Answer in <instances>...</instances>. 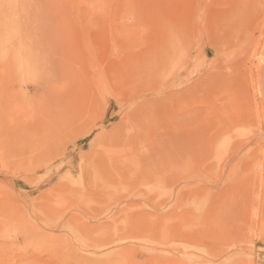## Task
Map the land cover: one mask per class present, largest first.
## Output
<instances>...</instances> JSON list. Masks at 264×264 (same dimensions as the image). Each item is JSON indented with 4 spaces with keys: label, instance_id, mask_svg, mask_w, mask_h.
Listing matches in <instances>:
<instances>
[{
    "label": "rangeland",
    "instance_id": "374dc122",
    "mask_svg": "<svg viewBox=\"0 0 264 264\" xmlns=\"http://www.w3.org/2000/svg\"><path fill=\"white\" fill-rule=\"evenodd\" d=\"M176 1L0 0V264H264V69L253 79L238 58L256 42L246 49L238 21L226 19L241 0ZM185 1L202 13L186 14ZM256 57L248 65L264 68V53ZM231 77L236 93L251 96L237 93L239 104L263 99L241 104L242 121H224ZM164 82L177 87L165 100L180 103L181 116L162 123ZM190 124L193 155L184 143L168 146L173 159L161 152V133L167 144L182 140Z\"/></svg>",
    "mask_w": 264,
    "mask_h": 264
},
{
    "label": "bare ground",
    "instance_id": "6f19581e",
    "mask_svg": "<svg viewBox=\"0 0 264 264\" xmlns=\"http://www.w3.org/2000/svg\"><path fill=\"white\" fill-rule=\"evenodd\" d=\"M162 1H163V0H162ZM188 1H189V0H188ZM188 1H187V2H188ZM194 1H196V0H194ZM207 1H208V0H207ZM215 1H216V0H215ZM215 1H214V2H215ZM234 1H235V0H234ZM236 1H237V0H236ZM176 2L178 3L179 0L176 1ZM176 2H174V3H176ZM190 2H191V1H190ZM208 2H209V1H208ZM211 2H212V1H211ZM228 2H230V0H229ZM232 2H233V1H232ZM232 2H231V3H232ZM174 3H172V4H174ZM177 3L175 4V6H177ZM191 3H192V2H191ZM191 3H190V4H191ZM197 3H198V2H197ZM218 3H219V2H218ZM234 3L236 4V2H234ZM234 3H233V5H234ZM179 4H180V3H179ZM179 4H178V5H179ZM186 4H188V5H186ZM190 4H189V3H186V1L184 2L185 7H188L187 10H186V8L184 9V10H186V11H185L186 14L188 13V9H189V8H190V9L192 8V4H191V6H190ZM200 4H201V3H200ZM205 4H206V7H207L208 3H205ZM227 4H228V3H227ZM184 5H183V6H184ZM211 5H212V4H211ZM214 5H215V4H214ZM214 5H213V6H214ZM236 5H237V4H236ZM239 5H240L239 8L236 7L237 10H235V9L232 10V9L230 8L232 11H231L230 13L228 12L229 14H228V16L226 17V19H227V20L229 19L228 21H231V22H232L234 19H236V21L234 20L235 22L238 21L237 23H238V27H239V29H240V30H238V31H240V35H239V32H238V35H239V36L237 37V40H238V41H241V42H244L245 44H248V46L246 45V49H247V47H248V48L250 47L249 44L253 43V41L256 42L255 44L253 43L254 45H251V47H252V46L254 47V46L256 45L255 48L252 47V48H253V49H252V48L250 47L252 50H251V49H248V50H251V51L245 50L246 52L244 51V54H243V53L238 54V58H240L239 61L243 62V64H245V66L247 67V69H245V70L248 71V74H249V73H251V74H252V73H254V74H259V72L262 71V70L264 69L263 66L260 65V64L255 65V64H251V63H252L253 59H254L256 56H258L260 53H264V0H241ZM171 6H172V5H171ZM173 6H174V5H173ZM175 6H174L175 10H177ZM181 6H182V5H181ZM181 6L179 5V7H181ZM189 6H190V7H189ZM193 6H194V5H193ZM218 6H219V5H218ZM234 6H235V5H234ZM177 7H178V6H177ZM196 7H197V5H196ZM204 7H205V5H204ZM206 7H205V8H206ZM165 8H167V6H166ZM172 8H173V7H172ZM199 8H201V7H199ZM210 8H211V6L209 7V9H210ZM233 8H234V7H233ZM179 9H180V8H178L177 12L179 11ZM182 9H183V8L181 7V10H182ZM190 9H189V11H190ZM192 9H193V8H192ZM194 9H195V6H194ZM194 9L191 10V11H194ZM197 9H198V7H197ZM197 9H195V10H197ZM209 9H208V10H209ZM214 9H215V8H214ZM214 9H213V10H214ZM225 9H226V8H225ZM171 10H172V9H171ZM171 10H170V11H171ZM198 10H199V13L201 14V13H202V12H201L202 10H201V11H200V9H198ZM204 10H205V9H204ZM213 10H211V11L213 12ZM218 10H219V9H218ZM218 10H217V11H218ZM223 10H224V9H223ZM223 10H222V11H223ZM166 11H167V9H166ZM166 11L164 10L163 13L168 14V15H169V14L171 15V13H170L169 10H168V13H167ZM211 11H208L209 14H212V13H210ZM225 11H227V9H226ZM174 12H175V11H174ZM174 12H172V14H174ZM177 12H176V13H177ZM181 12H184V11H183V10H182V11H179V13L181 14V16H182L183 14H185V13L182 14ZM196 12H197V11H195V13H196ZM215 12H216V11H215ZM219 12H220V10H219ZM179 13H178L177 15H179ZM191 13H192V12H191ZM217 13H218V12H217ZM217 13H216V14H217ZM222 13H223V12H222ZM186 14H185V15H186ZM197 14H198V13H197ZM226 14H227V12H226ZM226 14H224V15H226ZM174 15H176V14H174ZM177 15H176V16H177ZM193 15H194V14H193ZM206 15H208L207 12H206ZM166 16H167V15H166ZM166 16H164V17H166ZM179 16H180V15H179ZM179 16H177L178 19H179ZM188 16H190V15H188ZM191 16H192V15H191ZM198 16H199V15H198ZM215 16H217V15H215ZM167 17H168V16H167ZM177 17H176V18H177ZM193 17H194V16H193ZM193 17H192V18H193ZM203 17H206V16L203 15ZM221 17H222V16H221ZM169 18H170V17H169ZM172 18H173V15H172ZM180 18H181V17H180ZM183 18H184V17H182V19H183ZM192 18H190V19L192 20ZM195 18H197V20H195V21L200 20V19H199L200 16H199V18H198L197 16H196ZM201 18H202V17H201ZM207 18H208V19H207ZM207 18H206L207 20L211 19L210 16L207 17ZM166 19H167V20H166ZM173 19H175V18H173ZM173 19H172V20H173ZM178 19H175L174 22L176 23V20H178ZM182 19H181V21H182ZM185 19H186V18H184V20H185ZM188 19H189V18H188ZM190 19H189V20H190ZM213 19H214V18H212L211 20H213ZM232 19H233V20H232ZM184 20H183V21H184ZM214 20H215V19H214ZM219 20H220V19H219ZM227 20H226V21H227ZM165 21H168V18H165ZM165 21H164V22H165ZM217 21H218V20H217ZM217 21H216V23H217ZM223 21H224V20H223ZM234 21H233V23H232L233 25H234ZM259 21H260L263 25L259 24ZM162 22H163V20H162ZM177 22H179V21H177ZM188 22H189V21H188ZM199 22L201 23L202 21L200 20ZM206 22H207V21H206ZM206 22L204 21L203 25H204ZM210 22H212V21H210ZM218 22H219V21H218ZM231 22H230V23H231ZM186 23H187V22H186V20H185V22L182 23V24H186ZM192 23H195V22H193V20H192ZM207 23H208V25H207ZM207 23H206V25L209 26V22H207ZM220 23H221V21H220ZM161 24H162V26L164 25V23H161ZM179 24H180V22H179ZM182 24H181V25H182ZM187 24H188V23H187ZM211 24H212V23H211ZM213 24H214V23H213ZM217 24H218L217 27H219V26L221 25V24H219V23H217ZM192 25H193V24H192ZM192 25H190L191 30L188 31V32H189L188 35H190V32H191L192 34H193V32H194V30L192 31ZM195 25H196V24H195ZM203 25H202V26H203ZM258 25H261L262 29L259 30V31H260L259 36H258V37H255V36H257V35H256V33H257L256 29L258 28ZM178 26H179V25H178ZM178 26L176 25L175 27H178ZM185 26H187V27H185ZM204 26H205V25H204ZM231 26H232V25H231ZM231 26H230V28H232ZM234 26H235V25H234ZM234 26H233V27H234ZM163 27L166 28L165 25H164ZM183 27H184V28H187L186 31H184V32H187V30L190 29L189 25H184ZM183 27H182L181 29H183ZM194 27H195V26H194ZM194 27H193V28H194ZM223 27H224V26H223ZM235 27H236V26H235ZM167 28H168V27H167ZM179 28H180V27H179ZM219 28H220V27H219ZM210 29H211V28H210ZM212 29H214V27H213ZM226 29H228V31H229V35H230V33H231L230 30H231V29L229 30V27L226 28ZM226 29H225V30H226ZM236 29H238V28H235L234 30L237 31ZM258 29H259V28H258ZM163 30H165V29H163ZM163 30H162V33L165 34L166 30H165V32H164ZM176 30H177V29H176ZM184 30H185V29H184ZM201 30H202V29H201ZM216 30H217L216 27H215V30H211L209 36L212 35L211 37H215V33H216L215 31H216ZM221 30H223L222 25H221ZM178 31H180V30L178 29L176 34H178V33L180 34V32H178ZM182 31H183V30H182ZM205 31H206V29H205ZM217 31L220 32L219 29H218ZM231 31H232V30H231ZM259 31H258V32H259ZM175 32H176V31H175ZM200 32H201V31H200ZM206 32H207V31H206ZM224 32H225V31H223V33H224ZM226 32H227V31H226ZM171 33H173V32H171ZM181 33H182V32H181ZM203 33H205L204 30H203ZM163 34H162V35H163ZM166 34L169 35L168 32H167ZM166 34H165V36H166ZM231 34H232V33H231ZM182 35H183V34H182ZM188 35H187V36H188ZM207 35H208V34H207ZM224 35H225V33H224ZM226 35H227V34H226ZM226 35H225V36H226ZM165 36H164V38H165ZM177 36H179V35H177ZM167 37H168V36H166V38H165L166 40H167ZM180 37H181V34H180ZM184 37H185V36H184ZM194 37H195V35H194ZM228 37H229V36H228ZM162 38H163V37L161 36V41H162ZM185 38H186V41H188V40H187L188 38H187V37H185ZM191 38L193 39V37H191V35H190V39H191ZM197 38H198V37H197ZM254 38H255V39H254ZM168 39H170V38H168ZM195 39H196V38H195ZM226 39H227V38H226ZM178 40H179V38H178ZM181 40L183 41L182 37H181ZM209 40H210V39H209ZM163 41H164V40H163ZM167 41H168V40H167ZM169 41H170V40H169ZM171 41H172V40H171ZM192 41H193V40H192ZM214 41L216 42V40H214ZM214 41H213V42H214ZM221 41H222V40H221ZM221 41H220V42H221ZM226 41H228V40H226ZM249 41H251V42L248 43ZM176 42H177V41H176ZM183 42H184V41H183ZM203 42H205V41H203ZM203 42H202V45H203ZM220 42H218V43L221 44L223 41H222L221 43H220ZM232 42H233V41H232ZM161 43H163V42H161ZM166 43H167V42H165V44H166ZM179 43H180V41H179ZM211 43H212V42H211ZM229 43H230V42H228V44H229ZM169 44H170V43H169ZM173 44H174V43H173ZM184 44H185V43H184ZM188 44H189V43H188ZM204 44H205V43H204ZM219 44H218V46H219ZM222 44H223V43H222ZM224 44H227V43L224 42ZM234 44H235V43H234ZM163 45H164V44H161V47H164ZM186 45H187V43H186ZM189 45H190V44H189ZM199 45H200V43H199ZM212 45H213V43H212ZM214 45H215V43H214ZM214 45H213L212 47H215ZM230 45H232V44H230ZM173 46H176V44L173 45ZM206 46H207V45H206ZM208 46H209V45H208ZM210 46H211V45H210ZM222 46H225V45H222ZM239 46H241L240 48H242V44H240ZM161 47H160V48H161ZM204 47H205V45H204ZM228 47H229V46H228ZM234 47H235V46H234ZM236 47H237V46H236ZM243 47L245 48V46H243ZM170 48H171V47H170ZM188 48H189V47H188ZM188 48H187V50H188ZM190 48H191V47H190ZM198 48H199V47H198ZM231 48H233V47H231ZM172 49H173V48H172ZM176 49H178V48L175 47V49H173L172 51H174V50H176ZM180 49H181V48H180ZM213 49H214V48H213ZM220 49H221V48H220ZM223 49H224V48H223ZM228 49L230 50V47H229ZM228 49H227V50H228ZM238 49H239V47H238ZM238 49H237V50H238ZM185 50H186V49H185ZM203 50H204V49H203ZM217 50H218V48H217ZM217 50H216V51H217ZM221 50H222V49H221ZM232 50H234V52L236 51L235 48H233ZM232 50H230V51H232ZM240 50H243V48L240 49ZM179 51H180V50H179ZM164 52H165V51H164ZM180 52H181V51H180ZM183 52H184V51H183ZM187 52H188V51L185 52L186 55H187ZM202 52H204V51H202ZM218 52H219V51H218ZM160 53H162V52H160ZM177 53H178V51L176 50V53H175V54H177ZM221 53H222V52H220V54H221ZM224 53H225V54H224ZM224 53H223V55H225L224 57H226V58H227V57H230V56H227L226 51H225ZM172 54H173V53H172ZM191 54H192V52H191ZM199 54H202V53H200V51H199ZM230 54H231V56H232V54H234L233 51H232V53H228V55H230ZM168 55H169V54H168ZM203 55H204V54H203ZM205 55H206V54H205ZM218 55H219V54H218ZM218 55H217V56H218ZM234 55H236V53H235ZM244 55H245V56H244ZM169 56H170V55H169ZM171 56H173V55H171ZM190 56H191V55H190ZM219 56H220V55H219ZM242 56H244V58H243ZM180 57H181V56H180ZM205 57H206V56H205ZM207 57H208V56H207ZM214 57H215V56H214ZM224 57H223V58H224ZM232 57H234V56H232ZM163 58H166V57H163ZM191 58H192V57H191ZM200 58H201V56H200ZM215 58H216L215 61H217V57H215ZM221 58H222V56H221ZM223 58H222V59H223ZM230 58H231V57H230ZM238 58H237V59H238ZM263 58H264V57H263ZM170 59H171V58H170ZM177 59H178V58H177ZM177 59H176V60H177ZM201 59H203V58H201ZM227 59L229 60V58H227ZM227 59H226V60H227ZM256 59H258V57H256ZM162 60H164V59H161V61H162ZM189 60H191V59H189ZM192 60H193V58H192ZM197 60H198V59H197ZM247 60L251 61V63L249 62L250 65H248ZM258 60L261 62V60H263V59L260 58V59H258ZM213 61H214V60H213ZM213 61H212V62H213ZM215 61H214V65H215ZM190 62H191V61H190ZM190 62H189V63H190ZM212 62H211V63H212ZM231 62H232V61H231ZM236 62H237V61H236ZM236 62H235V63H236ZM253 62H254V61H253ZM191 63L193 64V62H191ZM237 63H238V62H237ZM184 64H185V63H184ZM212 64H213V63H212ZM212 64H211V65H212ZM218 64H219V66H220L221 63L218 62ZM218 64H217V65H218ZM233 64H234V63H233ZM217 65H215V66H217ZM221 65H222V64H221ZM223 65H224V64H223ZM247 65H248V66H247ZM180 66H181V64H180ZM185 66H187V64H186ZM189 66H190V64H189ZM212 66H213V65H212ZM226 66H227V65H226ZM230 66L232 67V64H231ZM181 67H182V66H181ZM200 67H201V66H200ZM222 67H223V66H222ZM237 67H238V66H237ZM182 68H183V67H182ZM189 68H190V67H189ZM191 68H192V67H191ZM194 68H196V67H194ZM205 68H206V67H205ZM234 68H235V67H234ZM186 69H188V68L186 67ZM203 69H204V68H203ZM210 69H211V68H210ZM226 69H227V68H226ZM226 69H225V70H226ZM236 69H237V68H236ZM239 69H240V68H239ZM178 70H179V69H178ZM183 70H184V69H183ZM194 70H195V69H194ZM223 70H224V69L222 68V71H223ZM241 70H243V69H241ZM241 70H240V71H241ZM179 71H180V70H179ZM191 71H192V70H191ZM200 71H201V70H200ZM206 71H207V70H206ZM210 71H211V70H209L208 73L205 72V71H204V72L207 74L208 77H209V76H210V77H213L214 74H215V71H213V70H212L211 72H210ZM174 72L176 73L175 70H174ZM185 72H186V71H185ZM233 72H234V71H233ZM233 72H232V73H233ZM235 72H236V71H235ZM235 72H234V74H235ZM243 72H245V71H243ZM175 73H174V74H175ZM177 73H178V72H177ZM200 73H201V72H200ZM200 73H199V75H201ZM220 73H221L220 77H221V76L224 77V76H223L224 73H223V74H222V72H220ZM220 73H219V74H220ZM225 73H226V72H225ZM230 73H231V72H230ZM245 73H246V72H245ZM245 73H244V74H245ZM180 74H182V72H181ZM216 74H217V73H216ZM184 75H186V74H184ZM199 75H198V76H199ZM226 75H227V73H226ZM228 75H230V74H228ZM235 75H237V74H235ZM241 75H242V74H241ZM246 75H247V74H245V76H246ZM188 76H189V75H188ZM201 76H202V75H201ZM201 76H200V77H201ZM230 76H231V75H230ZM232 76H233V75H232ZM237 76H238V75H237ZM237 76H236V77H237ZM249 76H250V75H249ZM253 76H254V75L252 74V78L254 79L255 77H253ZM257 76H258V75H257ZM217 77L220 79L219 76H215L216 79H217ZM222 77H221V78H222ZM233 77H235V76H233ZM236 77H235V78H236ZM238 77H239V76H238ZM240 77H241V76H240ZM246 77H247V76H246ZM246 77H245V78H246ZM190 78H191V77H190ZM192 78H193V76H192ZM203 78H205V77L203 76ZM231 78H232V77H231ZM235 78H234V79L232 78V80H233L234 82H235V81L237 82V80H239V79H235ZM241 78H243V77H241ZM241 78H240V79H241ZM249 78H250V77H249ZM252 78H251L250 80L253 81ZM257 78H258V77H257ZM184 79H185V78H184ZM188 79H189V78H188ZM206 79H207V77H206ZM206 79L204 80V83L207 82ZM213 79H214V78H213ZM219 79L215 80V81H218L219 86H222V85H224V86H225V85L230 86V84H227V83H228V82H227L228 80L226 81V79L224 80V78H223V81H220ZM164 80H166V78H165ZM182 80H183V79H182ZM195 80H196V79H195ZM209 80H211V79H209ZM221 80H222V79H221ZM255 80H257V79H255ZM162 81H163V80H162ZM189 81H190V80H189ZM196 81H197V80H196ZM224 81L226 82V84H225ZM240 81L242 82V80H240ZM248 81H249V80H248ZM252 81H251V82H252ZM179 82H180V81H179ZM183 82H184V81H183ZM190 82H192V80H191ZM190 82H189V83H190ZM197 82H198V81H197ZM209 82H210V81H209ZM219 82H222V83H219ZM230 82H231V81H230ZM236 82H235V83H236ZM251 82L249 81V84H252ZM261 82H262V81H261ZM162 83H163V82H162ZM164 83H165V82H164ZM176 83H177V82H176ZM186 83H187V82H186ZM189 83H188V84H189ZM195 83H196V82H195ZM223 83H224V84H223ZM232 83H233V82H232ZM235 83H234L233 85L231 84V85L234 87V89H236V88H235L236 86H240V85L238 84V82H237L236 84H235ZM253 83H254V82H253ZM256 83H257V82H255V84H256ZM258 83H260V82H258ZM183 84H184V83H183ZM193 84H194V83H193ZM197 84L199 85V83H197ZM206 84H208V83H206ZM209 84H210V83H209ZM213 84H214V81H213ZM220 84H222V85H220ZM237 84H238V85H237ZM240 84L242 85L243 83H240ZM260 84H261V83H260ZM165 85H166V86H165ZM177 85H178V83H177ZM185 85H186V84H185ZM185 85H184V87H188V86H185ZM190 85L193 86L192 84H190ZM198 85H197V87H198ZM211 85H212V84H211ZM245 85H247V84H245ZM261 85H262V84H261ZM163 86H164V87H163ZM163 86L161 87V88H162V89H161V90H162V91H161V92H162L161 95L163 96V97H162V100H163V101L160 99L161 103L159 102V103L161 104V106H160V113H161V115H160V120H161L162 123L165 121L166 117H168V118H169V117H170V118H174V117H175V118H176V116H178L179 113H180L179 109L177 108L178 105H179L180 103H178V105H176L177 107L174 105V107H175V108H174V107H172V106L169 105V102H168V104H167L166 100H168V99H167L168 97H167V98L165 97V93H167V92H168V93H169V92L172 93L174 87H175V88H177V87L175 86V84H174L173 82H171V83H167V82H166ZM178 86H179V85H178ZM180 86H181V85H180ZM180 86H179V87H180ZM219 86L217 85L218 88H220ZM227 86H226V87H227ZM252 86H253V84H252ZM255 86L257 87V85H255ZM167 87H168V88H167ZM179 87H178V89H179ZM181 87H182V86H181ZM184 87H183V88H184ZM194 87H195V86H193L192 89H193ZM206 87H207V86H206ZM208 87H209V85H208ZM226 87H225V90H227ZM242 87H244V86H242ZM246 87H247V86H246ZM250 87H251V85H250ZM258 87H259V86H258ZM262 87H263V85H262ZM262 87H261V88H262ZM183 88H180V90H178V92H180L181 90L184 91ZM212 88L214 89V87H212ZM215 88H216V85H215ZM223 88H224V87H223ZM227 88L230 89V87H227ZM261 88H259V89L261 90ZM186 89H187V88H186ZM190 89H191V88H190ZM192 89H191V90H192ZM209 89H210V88H209ZM213 89H211V90H213ZM242 89H243V88H242ZM187 90H188V89H187ZM202 90H203V88H202ZM221 90H222V88H221ZM232 90H233V89H232ZM237 90H238V89L233 90V91H231V90H227V92H230V91H231L230 94L228 93L229 96H227L228 94L224 93V94H226V95H224V96H227V100H226V97H225V99L223 98L224 101H227V102H225V105H224V108H225V110H226V112L224 113V121H225V119L227 120V119L230 118V116H229L230 113L235 115V117H233V118H234L233 120H236V121H242V120H244V115H242L241 112H240V114H239V111H240V109H241V106H243V105H241V104L244 103V104L248 105V104H250V101H251L252 99H254L253 96H252L253 98L251 99V98H250L251 96L248 94L250 97H248V98H242V99H246V100H245L246 102H243L244 100H242V103L239 104V103L237 102V101H238L237 99H238L239 97H240V99H241V96H240L241 94H240V95H238V94H239L240 92L243 93L245 89H244L243 91H242V90H239L240 92H239V93L237 92L238 94L235 92V91H237ZM175 91H176V89H175ZM175 91H174V92H175ZM195 91H196V90H195ZM186 92H187V91H186ZM188 92H190V90H189ZM196 92H197V91H196ZM196 92H193V93H196ZM202 92H203V91H202ZM212 92H215V91H212ZM245 92H247V91H245ZM248 92H249V91H248ZM248 92H247V93H248ZM183 93H184V92H183ZM193 93H192V94H193ZM222 93H223V92H222ZM249 93H250V92H249ZM259 93H260V92H259ZM184 94H187V93H184ZM184 94H183V95H184ZM219 94H220V93H219ZM250 94H251V93H250ZM169 95H170V94H169ZM171 95H172V94H171ZM177 95H178V94H177ZM179 95H180V94H179ZM179 95H178V96H179ZM193 95H194V94H193ZM193 95L191 96L192 98L190 97L191 99H193ZM242 95L245 96L246 94L243 93ZM248 95H246V96H248ZM184 96H185V95H184ZM184 96H183V97H184ZM194 96H195V95H194ZM197 96H200V95H197ZM197 96H196V100H198V99H197ZM217 96H218V94H217ZM219 96H220V95H219ZM222 96H223V95H222ZM224 96H223V97H224ZM244 96H243V97H244ZM169 97H170V96H169ZM257 97L259 98L260 96H257ZM165 98H166V100H165ZM171 98H172V96H171ZM179 98H180V100H181L182 96H181V95H180V97H177V96H176V99L179 100ZM190 98H187V99H190ZM199 98H200V97H199ZM215 98H216V97H215ZM217 98H218V97H217ZM173 99H175V98H173ZM191 99H190V100H191ZM203 99H204V98H203ZM205 99H206V98H205ZM240 99H239V100H240ZM259 99H260V98H259ZM169 100H170V98H169ZM196 100H195V101H196ZM199 100L202 101V99H199ZM181 101H182V100H181ZM183 101L185 102V99H184ZM221 101H222V100H221ZM224 101H223V102H224ZM240 101H241V100H240ZM252 101H254L255 103H257V105H260V103L263 102V99L258 100L257 98H255V100H252ZM172 102H174V100H172ZM178 102H179V101H178ZM188 102H189V101H188ZM190 102H192V101H190ZM190 102H189V103H190ZM198 102H199L200 104H203V103H204V102H200V101H198ZM205 102H206V101H205ZM182 103H183V102H181V104H182ZM247 103H248V104H247ZM170 104H172V103L170 102ZM197 104H198V103H196V105L194 104L195 106L192 105V104H190V107H191V105H192L191 108H194V109L197 108V109H199L200 104H199V105H197ZM205 104H208V103H205ZM182 105H183V104H182ZM238 105H239V106H238ZM253 105H255V104H253ZM183 106H184V105H183ZM183 106H182V107H183ZM193 106H194V107H193ZM197 106H199V107H197ZM219 106H220V105H219ZM260 106H261V105H260ZM188 107H189V106H188ZM188 107H187V109H188ZM195 107H196V108H195ZM248 107H250V105H249ZM254 107H255V106H254ZM176 108H177L178 110H176ZM185 108H186V102H185ZM257 108H258V107H257ZM181 109H183V108H181ZM189 109H190V108H189ZM200 109H201V107H200ZM200 109H199V110H200ZM186 111H188V113L190 112L189 110H184V109H183V113H184V114L186 113V115H188ZM192 111H193V110H192ZM175 112H176V113H175ZM178 112H179V113H178ZM196 112H197V111H196ZM141 114H142V113H141ZM190 114H191V113H190ZM193 114H194V113H193ZM234 115H233V116H234ZM179 116H181V113H180ZM179 116H178V117H179ZM182 116H184V115H182ZM185 117H186V116H185ZM187 117H188L189 120L191 121V119H190L191 117H190V116H187ZM195 117H196V116H195ZM197 117H198V116H197ZM168 118H167V119H168ZM188 118H187V119H188ZM198 118H199V117H198ZM235 118H238V119H235ZM194 119H195V118H193V120H194ZM230 119H231V118H230ZM230 119H229V120H230ZM168 120H169V119H168ZM168 120H167V121H168ZM189 120H185V119L183 118V121H184L186 124H187L188 122L190 123ZM197 120H198V119H197ZM171 121H172V120H171ZM171 121H169V123H170ZM231 121H232V120H231ZM196 122H198V121H196ZM175 123H176V122H175ZM199 123H200V120H199ZM167 125H169V124L167 123ZM167 125H165V126H167ZM191 125H192V124H190V125H189L190 127H188V128L186 129V131H185V133H184V134H186V135L184 136V138H182V140H181V139H178L179 137L181 138V136H182V135L180 134V136H179L178 138L174 139V142L171 141V143L169 142V144H167V143H168V142H167L168 140L163 139V135H165V133L163 132V133H164L163 135H162V133H161V135H159V138L161 139L160 142H159V144H160V148H159V149H161V152L166 150V152H164V153H166V154L169 153V154H170V153L172 152V150H174L175 148L177 149V147H178V145H179L180 143H184V145H185V144L187 145V149H188V150L185 149V150H186L185 153L189 152V153H191V154L193 155L192 151H195V150H196V149L194 150V148H195V146H197V145H195V146L192 145V140L194 139V138H193L194 135H193V132H192V129H191ZM196 125H197V124H196ZM199 125H200V124H199ZM230 125H231V122H229V124H228L227 126L225 125L226 127L223 126L222 130H220V131H221L220 134H221V133H222V134L227 133L228 130L230 129ZM161 127H162V128H161ZM161 127H160V128H161L162 131H164L163 129H165V131H166V128H167L168 126L165 127V128H163V126H161ZM186 127H187V125H186L184 128H186ZM197 127L199 128V126H197ZM175 128H176V126H175ZM169 129H172V128H169ZM173 129H174V126H173ZM196 129H197V128H196ZM167 130H168V128H167ZM194 131H195V130H194ZM166 132H167V131H166ZM170 132H171V131H170ZM172 133H173V132H172ZM172 133H171V134H172ZM174 133H175V132H174ZM174 133H173V134H174ZM177 133H178V132H176V134H177ZM145 134H147V133H145ZM177 135H178V134H177ZM217 135H218V134H215V136H214L213 138H216ZM174 136H175V135H174ZM195 136H196V135H195ZM172 138H173V137H172ZM195 138H196V137H195ZM110 139H111V142H113V141H116V140L119 139V138H118V137H112V138H110ZM133 139H134V137H133L132 139L129 140V144H128V145H129V148H132L133 145L136 146V142H135ZM179 140H180V141H179ZM163 142H164V143H163ZM197 142H198V141H197ZM194 143H195V142H194ZM168 146H172V150H171V148L168 149V148H169ZM178 148H179V147H178ZM196 148H197V147H196ZM180 149H181V148H180ZM109 150H110V149H109ZM170 150H171V151H170ZM176 151H177V150H176ZM178 152H179V151H178ZM180 152H181V151H180ZM196 152H197V151H196ZM107 153H108V152H107ZM174 153H176V152H172V153L170 154V156L172 155L171 158L173 157ZM178 154H179V153H178ZM108 155H109V154H108ZM108 155H106V157H107V158H108V157L110 158V156H108ZM167 155H168V154H167ZM181 155H182V154H181ZM181 155H180V156H181ZM185 155H186V154H185ZM187 155H189V154H187ZM103 156H104V155H103ZM163 156H164V155H163V153H162L161 160H160L161 165L163 164L164 159L166 160V162H167V160L169 159V158H168L169 156H167L166 158H164L165 156H164V157H163ZM104 157H105V156H104ZM106 157H105V158H106ZM115 157H116V156H115ZM115 157H114V158L112 157V158L115 160ZM123 157H124V156H123ZM178 157H179V155H178ZM100 158H103V157L101 156ZM105 158H103L102 160H104ZM109 158H108V160H104V161H108V162H109V164H108L109 166H111V167H116V164H117L118 162H117L116 160H115V161H114V160H109ZM116 159H118V158L116 157ZM172 159H173V158H172ZM174 159H175V157H174ZM179 159H180V158H179ZM168 161H169V160H168ZM175 161L178 162L177 160H175ZM175 161H173V162H175ZM173 162H172V163H173ZM176 162H175V163H176ZM164 163H165V162H164ZM175 163H174V164H175ZM165 164H166V163H165ZM167 164H168V163H167ZM168 165H170V164H168ZM168 165H167V167H168ZM162 166H163V165H162ZM165 166H166V165H164V167H165ZM162 168H163V167H162ZM169 168H170V166H169ZM164 170H165V168H164ZM167 170H168V168H167ZM262 170H263V168H262ZM263 178H264V177H263ZM108 179H109V178H108ZM218 205H219V207H222V205H224V202L221 203V201H220V203H219ZM217 207H218V206H217ZM216 230H217V229H216ZM218 231H219L220 233H222L221 230H218ZM191 233H193V232H191ZM177 234H178V233H177ZM182 234H183V233H182ZM182 234H181V235H182ZM189 234H190V233H189ZM193 235H194V234H193ZM204 235L206 236V234H204ZM204 235H203V236H204ZM167 236H168V235H167ZM184 236H185V235H184ZM186 236H187V235H186ZM186 236H185V237H186ZM208 236L211 238L212 241H217V239H218V237H217L216 234H211V235L208 234ZM197 237H198V236H197ZM197 237H196V239H197ZM201 237H202V236H200V242H201V240H204V239H202ZM210 238H209V239H210ZM167 239H168V237H167ZM198 240H199V239H198ZM198 240H197V241H198ZM165 241H166V240H165ZM167 241H168V240H167ZM168 242H169V241H168ZM168 242H167V243H168ZM202 242H203V241H202ZM164 243H165V242H164Z\"/></svg>",
    "mask_w": 264,
    "mask_h": 264
}]
</instances>
